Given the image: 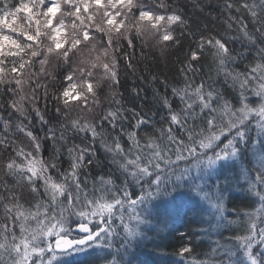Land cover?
Returning <instances> with one entry per match:
<instances>
[{
    "label": "snow or ice",
    "instance_id": "6c2138e0",
    "mask_svg": "<svg viewBox=\"0 0 264 264\" xmlns=\"http://www.w3.org/2000/svg\"><path fill=\"white\" fill-rule=\"evenodd\" d=\"M93 8L95 11L86 17L81 14L89 13ZM224 8L229 12L245 13V16L229 15L226 21L228 30L239 35H201L197 49L191 51L189 63L181 70L185 73L194 71L191 62L198 61L208 49L211 50L216 77L209 75L207 80L194 85L185 74L183 86L171 89V96L178 99V104L167 93L158 94L160 106L167 113L162 120L169 124L167 129L161 127L160 135L176 147L163 149L151 137L145 146H141L136 140V133L127 132L133 148L125 152L118 136L111 144L107 143L105 136L106 127L113 130L119 127L124 132L122 121L126 117L119 107L122 101L113 94L112 103L117 107L105 110L100 105L98 90L105 85L119 84L118 65L124 43L132 47L136 38H150L160 47L161 53L179 44L177 29L180 35H184V29L188 27L183 13L169 0H0V85L3 92L10 96L7 101L0 102V174L13 177L18 184L29 187L31 193L43 187L51 204L59 208V212L51 215L45 224L39 218V209L46 205L37 204L35 212L25 209L14 189L5 187L8 195L0 193V205L5 212V217L0 218V264H44L46 253H52L47 262L52 264L57 250L62 254L97 241L101 242L98 246L111 248L112 237L117 235V230L111 227L116 208L119 209L118 218L124 232L121 245H126L139 235L140 226L146 220L137 211L138 206L144 205L157 193L167 191L169 183L176 184L185 177L193 180L192 187L207 202L216 218L215 225L211 227H227L233 222L224 223L227 218L222 190L218 186H214V190H205L194 182L192 172L195 170L197 178H202L206 170L233 160L242 147L248 145L259 146V151L253 147L256 165L245 176L250 190L258 198L259 206L245 213L247 223L243 234L232 237L234 246L217 241L208 254V260H193L192 264H264V138H261L264 137V0H239L238 3L226 0ZM64 16L73 18L71 38L65 33ZM85 20L90 23L86 25ZM44 37L51 41L46 50L41 47ZM98 38L106 40L103 50L94 59L81 60L77 67H72L69 54L76 55L75 50L81 45L88 47L91 44L95 50L92 42ZM238 39L246 45L239 51L231 46ZM50 55L68 66L64 78L70 82L58 96L53 97L58 105L63 106L56 108L58 117L63 116L59 130L54 126L48 127L49 122L36 106L39 99L36 86L43 88L47 96V85L39 84L37 77L45 73L44 65L48 64ZM37 63L41 65L39 73L34 71ZM240 64H244L243 70H238ZM127 67L131 69L133 65L129 62ZM96 69H102V74L93 83ZM77 74L79 84L73 82ZM50 75L48 73L45 78ZM30 82L36 86H30L29 92L25 93V85ZM229 89L234 95L227 92ZM250 95L260 99L257 106L251 105ZM98 107L100 111L96 112ZM74 111L77 112L75 116L72 115ZM32 113L46 127L43 137L32 129ZM82 113L90 114L94 119L89 120ZM133 115L136 117L134 127L149 125V118L134 110ZM251 119L256 121V141H252L248 134ZM172 126L179 130L176 135ZM80 132L90 133V142L82 140L80 144L72 143L67 147L69 167L61 171L62 152L57 145H66ZM20 135L27 139L26 145L15 138ZM97 140L105 152L111 154V163L118 165V170L125 175L122 188L118 189L123 196L113 193L110 201L103 193L111 191L108 186H115L111 174L108 178H93L94 187L102 193L99 197L89 198L90 194L84 191L88 187L87 180L81 179L83 169L95 163L92 159L93 144ZM46 141L52 143L53 149L47 161L41 156ZM144 147L149 151L145 152ZM169 152L175 154L176 161L187 160L190 166L177 174L171 169L173 161ZM185 152L187 155H184ZM3 153H9L6 159ZM50 172H55V177ZM38 180L42 181V185L37 184ZM97 182L99 187H96ZM3 183L0 179V184ZM130 183L155 187V193L148 191L132 199L128 192ZM61 197H64L63 201ZM125 211L129 213L127 223ZM69 216L87 219L89 223L90 217H98L100 223H105L107 227L93 231L81 222L80 231L87 233L86 239H68V229L64 225L68 223ZM29 220L35 221V227L28 226ZM52 220L56 223H51ZM9 221L18 223L19 235L15 231L16 223L10 225ZM53 236L54 247L47 241ZM192 251L184 247L181 255L191 254ZM238 253L241 254L239 260L236 259ZM213 257L219 259L214 260ZM108 264L118 262L113 259Z\"/></svg>",
    "mask_w": 264,
    "mask_h": 264
},
{
    "label": "trees",
    "instance_id": "16d2710c",
    "mask_svg": "<svg viewBox=\"0 0 264 264\" xmlns=\"http://www.w3.org/2000/svg\"><path fill=\"white\" fill-rule=\"evenodd\" d=\"M12 2H16V0H12ZM169 2L177 6L178 10L183 13L185 19L188 21V27L184 29V35H180V30L177 29L176 34L179 36V44L172 45L161 53L160 47L156 46L155 41L150 38H136L133 41L132 47H128L124 43L120 50L118 65L119 84L111 87L105 85L98 90L100 105L105 110L109 107L113 109L117 107L112 103L113 94H115V98L122 101L119 107L123 109L122 114L126 117L122 121L124 132H121L119 127L115 130L106 127L105 136L108 144H111L113 138L118 136L125 152L133 148L132 141L127 137V132H135L136 140L141 146H145L148 143L149 137H151L163 149H174L176 147L175 144H170L166 138H162L160 135L159 130L161 127L167 129L169 124L165 120H162V117H165L167 113L160 106L158 94L163 95L167 93L169 98L175 104H178V99L171 96V89L175 86H183L185 74L194 85L199 84L201 80H207L209 75L215 78V64L210 54L211 50L208 49L205 50L198 61L191 62L194 71L188 70L185 73L181 70L189 63L191 51L197 49L201 35L205 37L238 36L239 33L228 30L226 21L229 15L245 16L243 11L237 13L235 10L231 12L226 10L224 8L226 0H198V3L197 0H169ZM234 2L238 3L239 0H234ZM93 11H95L94 8L90 9L89 13L82 12L81 14L86 17ZM57 15L60 17L59 13ZM62 18L67 26L65 33L71 38L73 34L71 27L73 18L67 16ZM99 19L98 16L97 20ZM76 23L78 24L79 21H76ZM89 23L85 20L86 25ZM92 43L95 44V50L91 44L88 47L81 45L75 50L76 55L69 54L72 67H77L81 60L94 59L99 54V51L103 50L106 40L98 38ZM50 45L51 41L47 37H44L41 47L46 50L47 46ZM231 46L238 51L246 47L239 39ZM48 60V64L44 65L45 73L37 77L39 84L47 85V96L45 97L43 88L32 85L31 82L25 85L24 90L28 93L30 86L37 87L39 99L36 106L40 109L45 120L49 122L48 127L54 126L59 130L60 123L63 122V116L58 117L56 108H62L63 106L62 104L58 105L53 97L58 96L60 91L70 83L64 78L68 72V66L54 55H50ZM129 62L133 65L131 69L127 67ZM243 67L244 64H240L238 70H243ZM40 68L41 65L37 63L34 71L39 73ZM48 73H51V75L46 79L45 77ZM100 75L98 73L95 77L99 79ZM73 82L79 84L78 74ZM93 83L95 82L93 81ZM227 92L234 95L230 89ZM8 99H10L9 94L3 92V86L0 85V102L7 101ZM249 101L252 106H257L260 103V99L252 95L249 96ZM133 110L149 118V125H142L139 128L134 127L136 117L133 115ZM95 111L99 112L100 107L96 108ZM4 114L5 116L7 115V110ZM76 114V111L72 113L73 116ZM81 115H87L89 120L94 119L90 114L82 113ZM255 123V119H251L248 134L252 141L258 139V130L255 128ZM31 125L33 131L38 136L43 137L46 127L41 124L35 113L31 114ZM172 127L174 129L173 134L176 135L179 130L175 126ZM15 138L22 141L25 145L27 144V139L22 135ZM186 139L187 137L185 136ZM82 140L85 143H89L90 133L80 132L66 145H57L62 152L60 157L61 171L67 170L69 167L67 147H70L72 143L80 144ZM253 147L259 151L258 145L244 146L236 158L218 164L212 170H206V174L202 178H197L198 174L195 170L192 172L194 182L201 185L205 190H214V186H218L222 190L221 194L224 197L225 204L224 215L227 218L224 223H227V221L233 222L227 227L223 225L218 229L211 227V225H215L216 218L212 215L207 202L192 187L193 180L185 177L184 180L176 184L169 183L167 191L157 193L144 205L138 206L137 211L141 213V216L146 217V220L140 226L141 232L139 235L133 238L130 243L121 245L124 232L118 218L119 209L116 208L114 209L116 215L113 217L114 222L111 227L117 230V235L112 237L113 246L111 248L107 245L98 246L101 242L97 241L93 244H87L82 248V251L78 252L72 250L60 254L57 250V256L52 261V264H108L113 259L118 264H192L193 260H208L210 258L208 254L216 246L217 241L221 244L234 246L235 242L232 240V237L244 232L247 223L245 213L251 212L259 206L258 198L252 193L248 181L245 180V176L249 175L256 165L257 157L253 153ZM93 149L94 156L92 159L95 163L83 169L84 174L81 176L82 180H87L88 187L84 191L90 194L89 198H92V196L99 197L102 193L94 187L93 178L99 176L108 178L109 174H111L115 181V186H108L111 188V191L103 194L109 201L113 193L122 197L123 192L118 191V189L122 188L125 175H122L118 170V165L111 163V154L105 152L99 140L93 144ZM52 151V143L46 141L41 153L45 161L49 159ZM134 151L138 152L139 150L134 149ZM144 151L148 152L149 150L147 147H144ZM168 154L173 161L171 169L176 171L177 174L183 168L190 166L187 160L176 161L173 152H169ZM8 155L9 153H3L5 159ZM184 155H187V153L185 152ZM117 159H120V157H117ZM50 174L55 177V172H50ZM0 179L4 181L3 184H0V193L7 196L8 193L5 191V187L14 189L15 195L20 197V203L25 209H31L35 212L37 211V204L46 205V207L39 209L41 213L39 218L45 224L49 222L51 215L59 212V208L52 205L49 196L45 195L43 187H40L38 192L31 193L29 187L22 183L18 184L13 177L0 174ZM37 184L42 185V181L38 180ZM96 187H99L98 182ZM161 187L163 188L164 185L162 184ZM148 191L155 193V187H149L143 183L140 185L130 183L128 187V192L132 199H137ZM60 200L63 201L64 197H61ZM77 207H82V205H78ZM142 208L145 209L144 212L141 211ZM124 215L125 222L127 223L129 213L125 211ZM4 217V208L3 205H0V218ZM89 219L91 223L87 219L81 220L77 216H69L68 223L64 225L68 229L66 238L77 239L80 237L78 230H80L79 225L81 222L87 224L93 231H98L101 227H107L105 223H100L98 217H90ZM14 223L16 222L9 221L10 225ZM51 223L55 224L56 220H52ZM27 224L29 227H35L34 220H29ZM15 231L19 235L18 223H16ZM47 241L53 247L55 246L54 236L47 238ZM184 247L191 248L193 250L192 253L182 256L181 252ZM51 256L52 253L45 254L44 264H47ZM240 258L241 254L238 253L236 259L239 260ZM212 259L217 260L219 257H213Z\"/></svg>",
    "mask_w": 264,
    "mask_h": 264
},
{
    "label": "rangeland",
    "instance_id": "374dc122",
    "mask_svg": "<svg viewBox=\"0 0 264 264\" xmlns=\"http://www.w3.org/2000/svg\"><path fill=\"white\" fill-rule=\"evenodd\" d=\"M98 73H99V74H102V69H96V70H94V77L92 78L94 82L96 81V79H98V77H95V76L98 75ZM26 89H28V88H26ZM108 90H109V88H108ZM25 93H26V90H25ZM83 248H84V247H83ZM72 250L75 251V252H78V251H82V248L77 247V248H74V249H72ZM72 250H69V251H72ZM58 251H59V250H58Z\"/></svg>",
    "mask_w": 264,
    "mask_h": 264
},
{
    "label": "water",
    "instance_id": "95a60500",
    "mask_svg": "<svg viewBox=\"0 0 264 264\" xmlns=\"http://www.w3.org/2000/svg\"><path fill=\"white\" fill-rule=\"evenodd\" d=\"M85 239H86V237H85ZM80 247H82V246H80Z\"/></svg>",
    "mask_w": 264,
    "mask_h": 264
}]
</instances>
